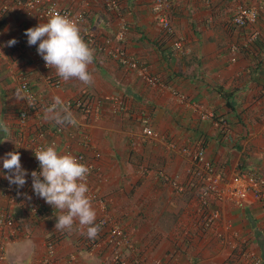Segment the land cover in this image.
Wrapping results in <instances>:
<instances>
[{
  "label": "crops",
  "instance_id": "crops-1",
  "mask_svg": "<svg viewBox=\"0 0 264 264\" xmlns=\"http://www.w3.org/2000/svg\"><path fill=\"white\" fill-rule=\"evenodd\" d=\"M3 1L13 4L11 0L0 3ZM84 1L88 3L86 20L79 27L114 38L119 19L101 0H60L76 10ZM168 1L175 37L183 40L184 54L155 22L151 0H119L128 27L127 50L159 75L166 87L146 84L90 46L95 57L89 66L93 83L62 80L60 87H52L46 75L56 76L55 71L43 68L42 57L32 54L38 44L29 46L24 34L42 21L26 17L14 6L0 15V127L7 129L0 131V213L10 211L18 225L17 233L2 241L4 264H39L47 239L55 241L57 264H113L107 226L99 227L100 243L92 249L78 225L72 231L55 230L60 211L36 195L43 203L42 212L39 217L29 215L24 191L32 189L31 172L40 171L32 153L40 131L42 141H56L59 154L71 144L100 166V174L88 185L98 196L91 203L96 219L106 214L131 236L132 248L122 250L125 264H250L239 256L238 249L221 244L213 231L202 226L196 186L178 193L162 183L155 170L162 168L180 182L190 178L192 157L170 148L174 141L192 149L203 144L207 160L222 172L224 183L240 170L264 178V0L255 25L257 37L236 51L230 46L245 43L250 28L234 27L231 17L239 7L256 0ZM13 38L17 43L6 46ZM21 76L29 80L37 100L25 121L17 116L25 100L13 92ZM81 92L92 98L93 114L87 121L78 111L62 105ZM118 98L122 104L113 111ZM49 101L56 102L55 109L47 106ZM145 114L160 138L142 134ZM69 115L78 125H85L89 134L86 146L78 145L67 133H54L55 125L66 123L60 121ZM218 117L227 119L226 131L215 124ZM75 128L68 126L67 130L76 133ZM14 149L20 150L21 166L28 175L23 187L14 185L6 192L10 183L3 158ZM210 206L222 214L223 223L217 228L225 230L240 247L254 250L264 264L262 203L250 198L236 207L210 198Z\"/></svg>",
  "mask_w": 264,
  "mask_h": 264
},
{
  "label": "built area",
  "instance_id": "built-area-1",
  "mask_svg": "<svg viewBox=\"0 0 264 264\" xmlns=\"http://www.w3.org/2000/svg\"><path fill=\"white\" fill-rule=\"evenodd\" d=\"M13 3L3 1L0 3V15L5 14L11 8V6L17 7L26 17H30L36 21L46 22L49 17L54 13H60L61 15L67 16L74 22L78 23L79 26L85 24L86 20V8L88 3L84 1L81 9H73L66 7L61 4L60 0H11ZM104 8L116 15L119 19L118 28L115 32L114 38L101 37L90 31L89 28L83 26L81 29V36L88 46L93 47L100 54H104L109 58L116 60L120 65L126 69L132 71L137 77L142 79L146 84L151 86H162L166 87L163 79L152 73L146 65L140 62L135 56H133L126 48L124 44V38L127 32V24L122 17L121 5L119 0H101ZM263 5V0H256L250 5L241 6L237 9L234 15L231 17V25L234 27L250 28V35L245 43L238 44L232 43L230 46L231 50H239L244 47L246 43L253 41L258 34L255 28L258 13ZM150 9L153 14L154 20L159 26L160 30L172 39L173 47L178 50L181 54H184L185 49L183 46V40L179 37H175L174 27L170 20V5L168 0H151ZM254 27V28H253ZM33 49V48H32ZM37 49H33L32 54L36 56ZM38 56L36 60H38ZM42 66L45 69H49L45 66V61L42 62ZM48 84L52 87L58 88L62 84V80L51 74L46 75ZM13 92L16 95H21L25 100L24 106H22L17 116L20 121H25L29 110L34 108L37 104L35 94L31 88V84L26 77H19L17 83L13 87ZM173 94L184 99L183 95H180L176 91ZM261 95L264 97V88L261 90ZM91 97L87 92H81L78 96L69 98L63 101L62 105L68 109H74L78 111L84 119L87 121L93 114V108L91 106ZM116 102L112 110H116L121 106V100L115 99ZM47 106L50 109H55L57 104L55 101H49ZM90 117V118H89ZM73 119V118H72ZM216 125L222 128V131H226L228 127V121L226 118L218 117L215 122ZM73 127L76 131H69L67 127ZM141 132L148 138L156 139L160 138V133L155 130L150 124V117L145 114L141 118ZM54 133L57 135H64L67 133L68 137L76 139L78 145L86 146V142L89 140V134L85 129V125H78L76 122L56 124L54 127ZM44 133L40 131L32 146V153L40 148L46 146H54L55 140L49 142L42 141ZM170 148L176 149L183 154L192 157V169L190 178L184 182H180L177 176L168 174L164 169L158 168L155 170L157 177L164 184L169 185L176 192H183L190 186H196L198 191L197 197V213L201 216L202 226L210 231H213L215 237L221 242V244L229 246L232 250H239V256L250 264H260L262 259L252 249L240 247L233 239H230L226 235V231L217 228L218 224L223 223L222 214L216 207L210 206V198L216 201H224L232 204L233 206L240 207L245 201L250 198L260 201L262 203V209L264 212V178L256 176L254 173L247 171H237L236 174L231 178L228 183H224L222 172L217 170L213 162L207 160L205 155V147L199 143L195 148L188 146H178L174 141L169 143ZM11 152H19V149H14ZM64 154H70L77 158V160L85 164L89 169L90 173L87 177V185H89L91 178L94 175L100 174L101 168L95 160L89 159L84 151L75 150L71 144H67L64 147ZM21 155V154H20ZM35 156V155H34ZM89 188V186H88ZM14 189V185H6L5 191L10 192ZM33 189H25L24 196L28 201V213L31 217H39L42 212L43 203L39 201ZM90 200H97V194L89 190L87 194ZM101 202V200H100ZM99 227H108L107 237L108 241L112 244L113 252L111 261L113 264H125V260L122 255L123 249L132 248V238L125 231V229L116 224L113 219L104 214L95 221ZM226 225V224H225ZM18 231V225L12 216L11 212L5 210L0 213V264H4L5 252L3 240L10 239ZM99 234V233H98ZM234 236V234H233ZM232 236V237H233ZM86 244L88 247L94 249L99 246L100 241L98 235L94 239H90L86 236ZM139 263V261H136ZM39 264H57L56 260V245L53 239H47L44 243V253L42 255Z\"/></svg>",
  "mask_w": 264,
  "mask_h": 264
},
{
  "label": "clouds",
  "instance_id": "clouds-1",
  "mask_svg": "<svg viewBox=\"0 0 264 264\" xmlns=\"http://www.w3.org/2000/svg\"><path fill=\"white\" fill-rule=\"evenodd\" d=\"M29 46L37 45V53L45 66L55 71L57 77L68 82L77 80L83 85L93 83L89 66L94 52L81 36L78 23L60 13L52 14L44 23L25 31ZM17 43L13 38L6 46ZM23 99V97H20ZM61 123H75L69 115ZM0 131L7 132L0 127ZM40 171H32V189L53 209H58L55 230L72 231L78 225L81 234L94 239L99 233L96 212L89 198L87 177L90 169L70 154H59L55 146H46L34 152ZM3 168L9 173L5 178L10 185L21 188L26 183L27 170L23 169L19 152H8L3 158Z\"/></svg>",
  "mask_w": 264,
  "mask_h": 264
},
{
  "label": "trees",
  "instance_id": "trees-1",
  "mask_svg": "<svg viewBox=\"0 0 264 264\" xmlns=\"http://www.w3.org/2000/svg\"><path fill=\"white\" fill-rule=\"evenodd\" d=\"M91 116H92V115H91ZM89 118H90V117H89ZM91 118H92V117H91ZM91 118H90V119H91Z\"/></svg>",
  "mask_w": 264,
  "mask_h": 264
}]
</instances>
